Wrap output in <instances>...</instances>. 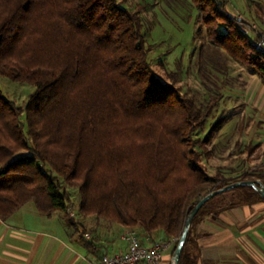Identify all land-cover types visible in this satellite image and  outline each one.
Here are the masks:
<instances>
[{
    "label": "trees",
    "instance_id": "obj_1",
    "mask_svg": "<svg viewBox=\"0 0 264 264\" xmlns=\"http://www.w3.org/2000/svg\"><path fill=\"white\" fill-rule=\"evenodd\" d=\"M190 2L203 35L198 72H219L214 61L222 53L264 86V33L245 35L227 1ZM141 9L131 12L118 0H0V76L35 88L23 108L0 90V217L33 202L38 212H59L72 225L70 187L80 195V219L168 241L179 239L193 205L210 191L244 180L264 183V163L228 179L202 167L223 122L199 136L217 99L197 106L156 78ZM235 192L246 198L225 205ZM257 201L264 199L254 189L238 187L202 205L179 264H196L193 227L201 218Z\"/></svg>",
    "mask_w": 264,
    "mask_h": 264
},
{
    "label": "rangeland",
    "instance_id": "obj_2",
    "mask_svg": "<svg viewBox=\"0 0 264 264\" xmlns=\"http://www.w3.org/2000/svg\"><path fill=\"white\" fill-rule=\"evenodd\" d=\"M118 1L131 12L142 8L139 14L142 21L144 44L147 49H150L148 50L150 65L161 83L173 84V90L180 97L192 100L197 106L206 107L208 100L217 99V104L208 116L199 136L203 137L211 128L210 126L217 121L223 122L215 132L211 143L204 149L203 154H205L201 157V163L209 175L218 172L219 168L231 169L233 172L225 174L226 178L223 179L231 178L239 171L238 168L243 166L241 161L245 159L239 155V148L234 145L237 139L241 137L245 143L250 135L255 139L264 138V102L262 99L258 101L256 97L257 93H261V83L252 75L247 74L248 70L240 63L231 61L222 53L220 56H215L214 61L217 63L216 67L219 72L212 69L203 70L201 74L198 72L196 58L203 35H197V31L201 28L200 12L190 0ZM223 1H227L228 9L232 8L230 2H233L234 13L241 14V18L247 17L242 12L241 0ZM251 1L248 3L250 5L248 9H251L254 16L252 20L250 17L247 18L261 29L264 27L260 20L264 15V0ZM170 76L173 77V82ZM0 90L2 97L20 108L26 105L30 95L35 92V88L31 85L18 83L10 77L2 76H0ZM22 121H24V116H22ZM251 124L254 127L253 131L250 129ZM254 165L258 167L256 170L261 168L256 161L255 164L253 162L250 164L251 167ZM65 188L70 198L68 218L77 219L79 216H77L76 208L80 195L76 188ZM237 194L238 196L234 198L230 193L227 194L224 204L231 205L232 202L237 203L246 198L243 192H235V195ZM60 215L63 217V214ZM93 219L96 220L94 217L79 218L89 223ZM127 230L133 231V229Z\"/></svg>",
    "mask_w": 264,
    "mask_h": 264
},
{
    "label": "crops",
    "instance_id": "obj_3",
    "mask_svg": "<svg viewBox=\"0 0 264 264\" xmlns=\"http://www.w3.org/2000/svg\"><path fill=\"white\" fill-rule=\"evenodd\" d=\"M241 2L243 14L252 20L254 15L252 11L247 12V0ZM230 4L231 14L240 17L241 14L232 10L235 9L234 3ZM247 17H240L239 22L245 35L254 38L264 33V27L259 29ZM247 74L258 80L251 72L247 71ZM260 86L261 93L256 97L264 102V86ZM250 126L251 130L254 129L253 124ZM234 145L239 148V155L245 158L234 176L257 169V165L250 166L252 162H258V166L264 163V138L255 139L250 135L244 143L240 137ZM250 148L251 154L248 153ZM217 171L233 172L225 168ZM60 214L44 215L38 212L33 202H27L9 217H0V264H99L103 255L126 250L121 239L126 229L122 226L94 219L89 223L79 218L73 219L75 223L70 225ZM133 231L142 245L163 239L161 234L142 237L139 230ZM193 236L197 249L196 264H264V201L232 206L205 216L194 225ZM175 247L164 252L160 264H172Z\"/></svg>",
    "mask_w": 264,
    "mask_h": 264
},
{
    "label": "built area",
    "instance_id": "obj_4",
    "mask_svg": "<svg viewBox=\"0 0 264 264\" xmlns=\"http://www.w3.org/2000/svg\"><path fill=\"white\" fill-rule=\"evenodd\" d=\"M241 18L238 16L237 22ZM259 47L264 50V38L260 40ZM136 232L127 230L122 234L121 239L126 244V250L122 253L101 257L99 264H160V258L164 252L177 244L178 239L168 241H154L149 245H142Z\"/></svg>",
    "mask_w": 264,
    "mask_h": 264
},
{
    "label": "water",
    "instance_id": "obj_5",
    "mask_svg": "<svg viewBox=\"0 0 264 264\" xmlns=\"http://www.w3.org/2000/svg\"><path fill=\"white\" fill-rule=\"evenodd\" d=\"M238 187H250L252 189H254V191H256L260 197L262 199H264V183H262L261 181L257 180H249V181H240V182H236V183H232L230 185L224 186L222 188H220L219 190H214V191H210L209 193H207L206 195H204L203 197H201L197 203L195 205H193V208L190 210V212L188 213L187 217L185 218V222H184V226H183V230L181 231V235L178 239L177 244L175 245V249L174 252L172 254V264H179L180 261V257L182 254V250L188 235V231L190 229V225L192 222V219H194L195 215L198 213V211L200 210V208L202 207V205H204L207 201H209L210 199L214 198L215 196L225 193L227 191H232L235 188Z\"/></svg>",
    "mask_w": 264,
    "mask_h": 264
}]
</instances>
